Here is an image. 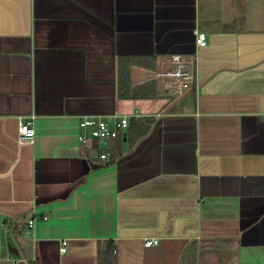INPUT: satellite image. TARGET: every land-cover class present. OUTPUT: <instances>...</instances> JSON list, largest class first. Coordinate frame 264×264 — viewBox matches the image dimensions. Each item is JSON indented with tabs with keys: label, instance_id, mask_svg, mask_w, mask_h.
Segmentation results:
<instances>
[{
	"label": "crops",
	"instance_id": "obj_1",
	"mask_svg": "<svg viewBox=\"0 0 264 264\" xmlns=\"http://www.w3.org/2000/svg\"><path fill=\"white\" fill-rule=\"evenodd\" d=\"M114 115L152 120L79 142ZM0 231V264H264V0H0Z\"/></svg>",
	"mask_w": 264,
	"mask_h": 264
},
{
	"label": "built area",
	"instance_id": "obj_2",
	"mask_svg": "<svg viewBox=\"0 0 264 264\" xmlns=\"http://www.w3.org/2000/svg\"><path fill=\"white\" fill-rule=\"evenodd\" d=\"M207 44L206 34L200 31L194 33V45L196 49L204 48ZM196 57V55H195ZM173 68L165 69L157 75L166 78L169 83L165 85L166 88H175L177 93L189 88L193 77L186 65L181 61L179 55H170L168 58ZM78 128L80 130L78 140L80 143H86L89 139L97 141H105L110 139H124L128 128V118L126 116H89L81 118L78 121ZM34 138V116L30 115L25 120L18 121V143H32ZM105 154H101L100 158L104 159ZM46 219V217H42ZM35 219L28 221V227H33ZM143 244L146 247L158 244L155 239H144ZM66 251V241L62 240L59 247V252L64 254ZM7 261L10 264H20L25 262L23 259H16L9 257Z\"/></svg>",
	"mask_w": 264,
	"mask_h": 264
},
{
	"label": "trees",
	"instance_id": "obj_3",
	"mask_svg": "<svg viewBox=\"0 0 264 264\" xmlns=\"http://www.w3.org/2000/svg\"><path fill=\"white\" fill-rule=\"evenodd\" d=\"M144 57H125V58H121L120 59V66H119V80H120V87H119V96L121 98L123 97H135V94L133 92V90H129V89H126L125 91L122 90L121 86H123V79L125 78V82H126V85L128 84L127 83V80H128V69L130 67V65H133V64H141V61H143ZM126 62V65L125 67H123L122 63ZM151 120L150 118H147L143 121H140V120H136V119H129L128 120V126H129V130H128V133L131 131V133H134L136 134V137H141L143 136L146 131L148 130L150 124H151ZM128 133L126 134V137L125 139L128 138ZM111 250V243L110 242H106V247H105V251H106V255L102 258L101 260V257H100V261L98 264H115L114 260L112 259V257H110L108 255V251ZM20 264H36L35 262L33 261H25V262H22Z\"/></svg>",
	"mask_w": 264,
	"mask_h": 264
},
{
	"label": "rangeland",
	"instance_id": "obj_4",
	"mask_svg": "<svg viewBox=\"0 0 264 264\" xmlns=\"http://www.w3.org/2000/svg\"><path fill=\"white\" fill-rule=\"evenodd\" d=\"M101 142V141H100ZM104 142H108V140H105ZM102 144V143H101ZM2 231H0V235H3V237L5 238V240L9 239V236L6 233H1ZM10 241V240H9ZM11 242V241H10ZM8 252V251H7ZM9 253V252H8ZM12 257H15V255L9 253ZM7 264H10V262H7Z\"/></svg>",
	"mask_w": 264,
	"mask_h": 264
},
{
	"label": "water",
	"instance_id": "obj_5",
	"mask_svg": "<svg viewBox=\"0 0 264 264\" xmlns=\"http://www.w3.org/2000/svg\"><path fill=\"white\" fill-rule=\"evenodd\" d=\"M200 49H202V48H200ZM8 251L10 252V253H12V254H17V250H16V248H14V247H12V246H8Z\"/></svg>",
	"mask_w": 264,
	"mask_h": 264
}]
</instances>
